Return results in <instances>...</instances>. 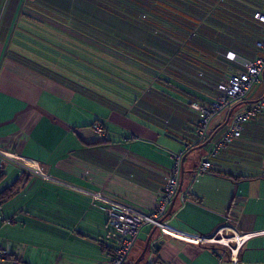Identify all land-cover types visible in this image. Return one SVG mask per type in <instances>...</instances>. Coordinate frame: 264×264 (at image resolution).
Here are the masks:
<instances>
[{
    "label": "crops",
    "instance_id": "0c3cea01",
    "mask_svg": "<svg viewBox=\"0 0 264 264\" xmlns=\"http://www.w3.org/2000/svg\"><path fill=\"white\" fill-rule=\"evenodd\" d=\"M102 1L111 7L93 23ZM166 1L169 20L154 15L147 28L159 37L147 41L141 28L130 34L107 18L123 12L112 0H0V192L18 187L0 203V247L12 259L27 263L22 242L42 236L57 241L59 264H112L115 236L98 206L151 213L182 153L164 229L141 226L126 264H264V114L211 154L229 110L264 96V81L214 115L197 141L189 103L208 104L213 93L198 74L225 78V62L208 49L228 43L184 41L190 11ZM245 41L250 56L261 53ZM230 51V60L239 55ZM204 160L212 167L196 173Z\"/></svg>",
    "mask_w": 264,
    "mask_h": 264
},
{
    "label": "built area",
    "instance_id": "2783aa9c",
    "mask_svg": "<svg viewBox=\"0 0 264 264\" xmlns=\"http://www.w3.org/2000/svg\"><path fill=\"white\" fill-rule=\"evenodd\" d=\"M254 18L264 26V12L257 11ZM255 45L262 50L260 56L253 60L242 63L243 70L229 74L226 79L217 85L219 93L214 96L209 105H201L196 102L191 103V107L198 113L196 120V138L202 141L209 129L210 120L230 103L246 95L250 88L261 81H264V40H257ZM230 52L229 54H231ZM228 55V54H227ZM233 53L231 57L233 58ZM264 112V96L245 107L243 110L232 114L227 122V128L221 137L214 142L211 154L224 148L234 139L241 135L243 125L251 117ZM94 129L101 131L99 124L94 125ZM173 163L170 173L161 187L158 202L151 213H144L133 206L124 203L105 202L98 206L106 216L112 227L115 236V245L111 252L112 264H126L128 255L134 245V240L141 226L150 224L154 227L164 229V216L167 207L178 190V179L182 162V153L172 155ZM212 166L209 160L201 161L196 167V173L207 171ZM184 195L181 199L184 200ZM212 236V235H209ZM240 234H235L233 240L239 241ZM9 259L11 264H26L25 262L12 259L9 252L0 247V260Z\"/></svg>",
    "mask_w": 264,
    "mask_h": 264
},
{
    "label": "trees",
    "instance_id": "16d2710c",
    "mask_svg": "<svg viewBox=\"0 0 264 264\" xmlns=\"http://www.w3.org/2000/svg\"><path fill=\"white\" fill-rule=\"evenodd\" d=\"M175 1H177L176 4L182 7V9H186L190 11L186 13L191 19L190 20L191 27H190V31L186 35H184L186 36L184 37V41H190L191 39L196 38V36L199 38V34L207 36L210 40H212L213 36L215 35L216 37L224 38L227 41L228 44H225V45L212 44L211 45L212 47L208 49V51L213 52L216 55V57H219V61L220 59L221 60L223 59V61L225 62L226 75L224 79H226L229 74L236 73L244 69L242 66V63L245 62L244 59L247 56H250V53H248L250 52L248 51L250 50L249 49L250 46L245 41L246 38L251 39V41H253L255 48H257L258 50L260 49L255 45V42L257 40H264V26H262V24L259 23L254 18V13L257 12V10H254L251 13L243 17H238L233 7V0H175ZM112 2L122 4L123 12L120 14L114 13L112 16H109L107 14L106 15L107 18H111L112 23L117 22V23H123V24L129 25L128 29H129L130 34H136L134 31H131L132 29L137 28V27L141 28L142 33H139V39H142V40L150 41L156 36L159 37L158 32L154 33L153 31L147 28V25L154 24V17H153L154 15H157L158 19L162 22L169 20V16L167 15V13H169L167 7L170 8L171 4L170 2L166 0H112ZM158 2L162 3V5L166 7L162 9L164 11L160 10L158 12L159 10ZM97 6L101 8L100 10L101 16H100L99 11L97 12L98 13L97 15H93L92 20L94 19L97 20V21H92L93 23L94 22L98 23L100 19H105L106 18L104 16L105 9L109 10L108 6L111 7L105 1L97 2ZM114 11L118 12V10H114ZM249 22L251 23L249 24ZM250 25H254L255 27L252 28L250 27ZM230 48L231 50H233L232 53L235 56L237 53L235 54L234 50H236V52H239V55H237L236 58H233V60L228 59L226 57L227 55H225L226 52H229ZM261 53H262V50H261ZM261 53L258 55H251L250 57L252 59L250 60H253L257 56H260ZM250 60H247V61H250ZM214 61H216V58L214 59ZM205 65L211 66V64L209 63H205ZM228 67H231V68L229 69ZM206 73H207L206 70L200 69V73L198 74V76L202 77L201 79L203 82L202 83L203 87L213 92L212 97H211V100H212V98L219 93V90L217 89V85L220 83V81L224 79L212 80L211 78L207 77V75H205ZM255 85L256 84H254L250 88V90H252L255 87ZM248 92L246 93V95L248 94ZM211 100L208 102V104H201V103L199 104L209 105ZM191 103L192 102L189 103V107L196 112V120H197L198 113L195 109L191 107ZM230 106L231 105L229 104L228 107ZM262 114H264V112L251 117L248 121H250L251 119L257 118L258 116ZM94 124L95 123L92 124V127H94ZM243 129H244V125H243ZM208 136H209V129H208V133L206 137L203 140H205ZM194 138L197 140L196 121L194 123ZM213 138H217V135L215 134ZM3 176H4V173L3 171L0 170V180ZM17 188H18L17 185L13 184L12 186L7 187L3 191H1L0 192V203L7 200L12 194H14L17 191Z\"/></svg>",
    "mask_w": 264,
    "mask_h": 264
},
{
    "label": "rangeland",
    "instance_id": "374dc122",
    "mask_svg": "<svg viewBox=\"0 0 264 264\" xmlns=\"http://www.w3.org/2000/svg\"><path fill=\"white\" fill-rule=\"evenodd\" d=\"M233 7L236 15L243 17L254 10H264V0H233ZM56 244L55 239L51 237L43 239L42 236L41 238L32 237L23 241L22 248L28 256L27 264H59Z\"/></svg>",
    "mask_w": 264,
    "mask_h": 264
},
{
    "label": "water",
    "instance_id": "95a60500",
    "mask_svg": "<svg viewBox=\"0 0 264 264\" xmlns=\"http://www.w3.org/2000/svg\"><path fill=\"white\" fill-rule=\"evenodd\" d=\"M231 113H232V109L229 110V112L227 113V116H226V120H225L224 125L227 124V122H228V120H229V118H230V116H231ZM209 141H210V139H209ZM178 191H179V190H177V193H178ZM158 244H160V243H157V242H156V243H152L151 246H158ZM147 246H148V243H147Z\"/></svg>",
    "mask_w": 264,
    "mask_h": 264
},
{
    "label": "bare ground",
    "instance_id": "6f19581e",
    "mask_svg": "<svg viewBox=\"0 0 264 264\" xmlns=\"http://www.w3.org/2000/svg\"><path fill=\"white\" fill-rule=\"evenodd\" d=\"M27 161H28V160H27ZM24 162H26V161H24ZM28 165H29V164H28ZM31 169H32V168H31ZM169 232H170V231H169ZM214 237H215V236H214ZM216 237H217V236H216ZM194 238H195V237H194ZM208 238H210V237H208ZM231 238H232V237H230V238H226V237H225V238H222L221 241L227 243V242L230 241L229 239H231ZM191 239H193V238H191ZM214 240H215V239H214ZM229 245H231V244H229ZM233 250H234V249H233ZM234 251H235V250H234Z\"/></svg>",
    "mask_w": 264,
    "mask_h": 264
}]
</instances>
